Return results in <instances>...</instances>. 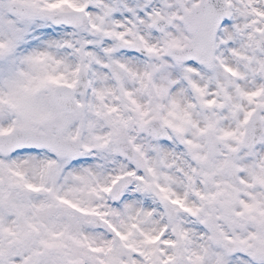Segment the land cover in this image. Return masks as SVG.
<instances>
[{
	"label": "snow or ice",
	"instance_id": "obj_1",
	"mask_svg": "<svg viewBox=\"0 0 264 264\" xmlns=\"http://www.w3.org/2000/svg\"><path fill=\"white\" fill-rule=\"evenodd\" d=\"M0 264H264V0H0Z\"/></svg>",
	"mask_w": 264,
	"mask_h": 264
}]
</instances>
